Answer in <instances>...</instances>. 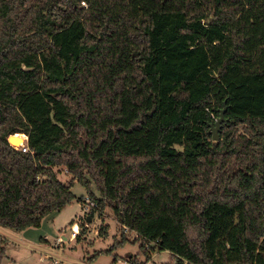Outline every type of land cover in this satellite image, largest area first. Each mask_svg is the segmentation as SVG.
Listing matches in <instances>:
<instances>
[{"label": "trees", "instance_id": "obj_1", "mask_svg": "<svg viewBox=\"0 0 264 264\" xmlns=\"http://www.w3.org/2000/svg\"><path fill=\"white\" fill-rule=\"evenodd\" d=\"M74 180L120 226L105 253L127 230L173 264H264V0H0V226L39 227Z\"/></svg>", "mask_w": 264, "mask_h": 264}, {"label": "rangeland", "instance_id": "obj_2", "mask_svg": "<svg viewBox=\"0 0 264 264\" xmlns=\"http://www.w3.org/2000/svg\"><path fill=\"white\" fill-rule=\"evenodd\" d=\"M21 137L23 136L12 138L22 143ZM58 178L64 183L73 180V176L64 168L58 170ZM71 191L77 198L74 202L59 212L49 214L39 227L28 229L26 234L0 226V235L9 240L5 264H53L55 260L59 264H131V258H136L141 264H173L174 258L170 252L159 251L152 244H149L145 251H141L140 245L133 242L136 235L127 230H124V234L129 242L123 247L112 249L110 253H105L122 236L112 211L104 209L100 214L94 210L89 222V213L93 210L86 204L87 200L93 201L88 189L74 180ZM91 192L100 197L95 185H92ZM79 199H83L84 203ZM84 225L88 227L87 234L70 241L71 233L77 228L79 231ZM102 228L106 231L104 234L101 233ZM63 236L66 238L65 242L59 243L58 239ZM45 249L53 252L49 253L51 256H48ZM96 254L98 256L91 263L89 259Z\"/></svg>", "mask_w": 264, "mask_h": 264}, {"label": "water", "instance_id": "obj_3", "mask_svg": "<svg viewBox=\"0 0 264 264\" xmlns=\"http://www.w3.org/2000/svg\"><path fill=\"white\" fill-rule=\"evenodd\" d=\"M226 112H227V107H226V102H224V107L220 110V115L219 118L214 122L210 124V134L212 136L213 141L218 142L221 140L220 132L222 129L223 123L227 121L226 119ZM11 137V136H10ZM10 137L8 138V141L11 145H14L10 141ZM88 221H91V218H88Z\"/></svg>", "mask_w": 264, "mask_h": 264}, {"label": "built area", "instance_id": "obj_4", "mask_svg": "<svg viewBox=\"0 0 264 264\" xmlns=\"http://www.w3.org/2000/svg\"><path fill=\"white\" fill-rule=\"evenodd\" d=\"M15 135H17V134H15ZM27 139H28V137L25 135V137H24V139H23V143L21 144V145H19V146H15V145H11L12 147H14L15 149H17V150H20V151H22V152H24V153H26V152H28V147H27ZM87 200V199H86ZM87 206L89 205L90 207H97V204L96 203H94V202H91V201H88L87 200V204H86ZM84 212H85V214L87 213V207H86V210H84ZM79 234V231H78V228H77V230H75V231H73L72 233H71V235H70V239H75L76 237H77V235ZM65 240H66V238L63 236V237H60L59 239H58V242L59 243H62V242H65ZM55 264H59V262L58 261H56L55 262Z\"/></svg>", "mask_w": 264, "mask_h": 264}, {"label": "bare ground", "instance_id": "obj_5", "mask_svg": "<svg viewBox=\"0 0 264 264\" xmlns=\"http://www.w3.org/2000/svg\"><path fill=\"white\" fill-rule=\"evenodd\" d=\"M13 136V135H12ZM14 136H18V134L17 135H14ZM19 136H21V135H19ZM24 137H25V135H23V137H21L22 138V143H23V139H24ZM15 146H19V145H21L22 143H20L18 140H16V139H14V138H11V140H10Z\"/></svg>", "mask_w": 264, "mask_h": 264}, {"label": "crops", "instance_id": "obj_6", "mask_svg": "<svg viewBox=\"0 0 264 264\" xmlns=\"http://www.w3.org/2000/svg\"><path fill=\"white\" fill-rule=\"evenodd\" d=\"M21 136H23V135H21ZM30 229V228H29ZM28 230V229H27ZM23 231V232H21V233H23V234H26L28 231ZM70 241H72V240H74V239H69ZM42 242H46L47 243V241L46 240H42ZM40 248H42V246H40ZM46 250V249H45ZM47 251V253H48V256H51V255H49V253H53L52 251H49V250H46ZM7 258H8V256H7ZM57 260H55L54 261V263L53 264H55V262H56ZM5 264V263H4Z\"/></svg>", "mask_w": 264, "mask_h": 264}]
</instances>
